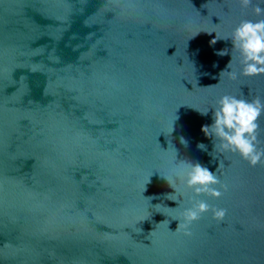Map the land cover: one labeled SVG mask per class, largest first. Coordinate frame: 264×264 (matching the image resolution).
I'll use <instances>...</instances> for the list:
<instances>
[{"label": "water", "instance_id": "1", "mask_svg": "<svg viewBox=\"0 0 264 264\" xmlns=\"http://www.w3.org/2000/svg\"><path fill=\"white\" fill-rule=\"evenodd\" d=\"M257 5L0 0V264H264V161L202 131L224 95L264 101L229 39ZM181 161L227 185L191 235L192 193L165 198Z\"/></svg>", "mask_w": 264, "mask_h": 264}, {"label": "clouds", "instance_id": "2", "mask_svg": "<svg viewBox=\"0 0 264 264\" xmlns=\"http://www.w3.org/2000/svg\"><path fill=\"white\" fill-rule=\"evenodd\" d=\"M239 4L241 7L247 8L251 6L252 0H239ZM254 13L257 16H264V8L257 5L254 8ZM216 39L221 38L216 36ZM229 39L241 56L243 68L240 74L245 77L264 75V19L242 21L234 29ZM212 43L215 44L216 40H213ZM220 54L226 55L227 50ZM230 65L231 62L228 65L229 68ZM228 74L232 79L237 78L235 72ZM212 109L214 110L212 117L214 122L210 126L205 125L202 131L206 136L214 137L215 141H219V150L239 155L252 167L264 161V148L259 147L258 139L259 119L264 115V101L259 97L249 101L232 95H224L218 101L217 106ZM209 110L199 112L202 115H207ZM182 143H184L183 140ZM199 147L205 148L203 144ZM176 154H178L177 150ZM163 178L174 190L173 193L166 195L167 200L179 203L180 198H184L186 192L192 193L189 200L191 206L183 210L181 218L173 219L179 221L175 231L184 229L185 235H191V232L188 231L190 226L209 212L218 221H222L226 216L225 209L213 208L206 200L198 199L201 196L219 199L223 193L217 186H221L227 191V185H221L217 175L207 167L199 163L181 161L177 163L174 178L169 179L166 176ZM156 207L162 206L156 205ZM167 222L169 224V221Z\"/></svg>", "mask_w": 264, "mask_h": 264}]
</instances>
